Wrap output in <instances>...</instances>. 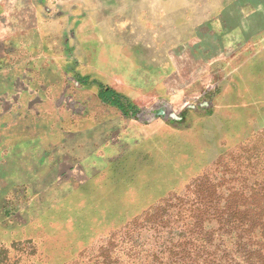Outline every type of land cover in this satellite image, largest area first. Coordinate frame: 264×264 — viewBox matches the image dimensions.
I'll list each match as a JSON object with an SVG mask.
<instances>
[{
    "label": "rangeland",
    "instance_id": "obj_1",
    "mask_svg": "<svg viewBox=\"0 0 264 264\" xmlns=\"http://www.w3.org/2000/svg\"><path fill=\"white\" fill-rule=\"evenodd\" d=\"M3 3L18 37L1 49L0 264H84L165 199L264 185V0ZM99 84L137 113L108 108ZM173 109L204 123L154 122Z\"/></svg>",
    "mask_w": 264,
    "mask_h": 264
},
{
    "label": "trees",
    "instance_id": "obj_2",
    "mask_svg": "<svg viewBox=\"0 0 264 264\" xmlns=\"http://www.w3.org/2000/svg\"><path fill=\"white\" fill-rule=\"evenodd\" d=\"M8 63L3 57L2 67ZM97 97L127 117L137 113L127 97L108 86L99 84ZM34 103L23 106V123L38 122L43 110ZM190 194L194 200L161 201L122 233L110 235L84 264H264V185L226 189L225 199L213 186Z\"/></svg>",
    "mask_w": 264,
    "mask_h": 264
},
{
    "label": "crops",
    "instance_id": "obj_3",
    "mask_svg": "<svg viewBox=\"0 0 264 264\" xmlns=\"http://www.w3.org/2000/svg\"><path fill=\"white\" fill-rule=\"evenodd\" d=\"M13 25H15L14 21L12 19L9 20L8 15L4 13V3H3V0H0V64H1V66H2V59H3V54L1 52V49H2L3 43L8 39H13L14 36L16 39L18 37V31L15 32L14 34L12 32L13 31ZM4 29L9 30L10 32L3 33ZM30 32L32 34H34V32H35L34 28L30 29ZM1 72L2 71H0V74H1ZM165 80H166L165 78L164 79L162 78V80L160 81L161 82L160 85L163 86ZM124 82H125V80H124ZM155 84H156V82H155ZM125 85L131 91H134L136 89V88L134 89L133 87L129 86L127 83ZM160 90H161V94H156L155 91L152 93V94L156 95V97L161 96V98H158L159 104H165V105L168 104V101L165 100L163 97L164 96L167 97L169 95L173 96L176 93L175 91H173L172 87L171 88L168 87L166 89L163 88ZM117 93H119L125 97H128L127 93H125V92L117 91ZM132 103L135 105V103L133 101H132ZM135 106L137 107V105H135ZM108 108L114 109L115 107L108 105ZM174 111L175 110L173 109V112L170 115L169 120H160L159 121V120H156L157 118H155L154 122H160V123H204V120H202V119H199L196 122H189L188 119H186V121H185L184 117H180L178 115V112L174 113ZM156 115H157V113H156ZM123 118H125V117H123ZM118 123H139V122H132V120H127V118H125V119H123V121H120ZM143 123H147V122H143ZM124 125L125 124H123L120 128H113L112 130H110V136L107 139V143H108L106 145L107 147L112 145V144L114 145L117 141L123 140L122 139L123 136H125L128 133V130H127V128L124 127ZM121 134H122V137H120ZM119 145H120V147H124V145L122 143Z\"/></svg>",
    "mask_w": 264,
    "mask_h": 264
},
{
    "label": "water",
    "instance_id": "obj_4",
    "mask_svg": "<svg viewBox=\"0 0 264 264\" xmlns=\"http://www.w3.org/2000/svg\"><path fill=\"white\" fill-rule=\"evenodd\" d=\"M26 58H28V59H32V60H35L36 58H43V56L41 55V53L40 52H33V53H31L30 55L28 54L27 56H26ZM22 61H23V59L21 58H17V59H15V61H14V63H15V65H16V67H19L20 66V64L22 63ZM31 64V63H30ZM33 64H34V62H33ZM34 68V67H33ZM33 68H32V66H30V65H28L27 67H25V68H21V69H26V70H28V71H33ZM76 84V83H75Z\"/></svg>",
    "mask_w": 264,
    "mask_h": 264
}]
</instances>
